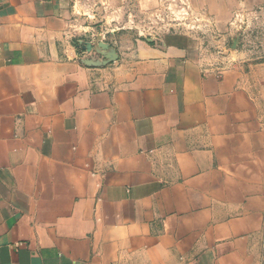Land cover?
Wrapping results in <instances>:
<instances>
[{"label":"crops","instance_id":"0c3cea01","mask_svg":"<svg viewBox=\"0 0 264 264\" xmlns=\"http://www.w3.org/2000/svg\"><path fill=\"white\" fill-rule=\"evenodd\" d=\"M160 1L0 0V264L264 262V59L100 29Z\"/></svg>","mask_w":264,"mask_h":264},{"label":"rangeland","instance_id":"374dc122","mask_svg":"<svg viewBox=\"0 0 264 264\" xmlns=\"http://www.w3.org/2000/svg\"><path fill=\"white\" fill-rule=\"evenodd\" d=\"M149 6L130 3L110 9L98 23L103 27L100 29L118 30L129 39L138 36L157 39L172 34L190 38L210 73L245 76L260 71L256 65L264 59L262 8L249 12L229 1L212 2L206 4L207 16L203 18V8H199L197 0H161L157 6ZM233 7L234 11H230ZM230 12L232 19L214 16ZM111 35L103 33L100 38L112 40ZM257 263L264 264L261 260Z\"/></svg>","mask_w":264,"mask_h":264},{"label":"water","instance_id":"95a60500","mask_svg":"<svg viewBox=\"0 0 264 264\" xmlns=\"http://www.w3.org/2000/svg\"><path fill=\"white\" fill-rule=\"evenodd\" d=\"M100 47L101 48H104V49H109L110 47H109V44L108 43H105V42H101L100 43ZM87 49L88 50H91L92 49V46H91V44H89L88 46H87ZM105 56H106V58L108 59V61H115L116 59H117V55H116V53L114 52V51H108V52H106L105 53ZM85 63L86 64H88V65H94V63L95 62H93V60H86L85 61Z\"/></svg>","mask_w":264,"mask_h":264}]
</instances>
